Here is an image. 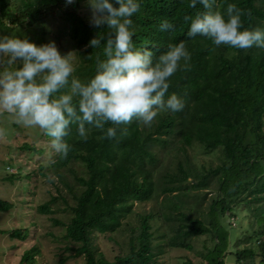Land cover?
<instances>
[{"label":"trees","instance_id":"16d2710c","mask_svg":"<svg viewBox=\"0 0 264 264\" xmlns=\"http://www.w3.org/2000/svg\"><path fill=\"white\" fill-rule=\"evenodd\" d=\"M227 2L246 10L241 17L243 27L264 28V0H218L214 10L222 12ZM87 4L88 0L67 4L65 0H0V31L41 27L45 18L57 15L67 29L59 32L72 42L71 50L61 55L69 54L73 74L87 79L95 70L99 51L92 50L88 41L98 33L104 38L109 34L106 25L94 26L89 16L79 12ZM10 6L13 16L7 11ZM201 10L198 0L195 7H189V0H141L139 11L132 16L134 47L151 48L156 55L169 41H185L189 63L170 77L168 89L183 97L181 111L160 112L150 126L136 122L119 125L117 137L112 139H100L99 131L93 128L88 139L81 140L75 126H70L64 138L70 145L65 157L52 151L49 138L38 128L32 131L35 139L21 146L36 159L37 168L24 175L27 179L39 175L42 180L34 181V187L48 175L56 177L55 182H44L54 186L57 196L36 206L35 213L54 214L58 199L65 204L72 201L63 209L68 217L64 221L52 218V222L64 227L61 243L66 244L64 250L74 252L76 264L79 260L83 264H158L166 247L192 251L191 239L208 233L213 247L205 246L199 252V264H225V255L234 249L230 248L234 237L231 232L241 227L226 225L222 219L225 214H240L235 209L239 205L247 207L250 225L244 238H238L240 247L233 260L236 264H264V48L234 49L214 45L205 37H187L184 17L191 18ZM6 17L7 24L3 21ZM164 18L173 24L172 31L159 30ZM14 127L24 130L19 123ZM122 127L128 128L123 136L119 135ZM198 155L219 164L212 168L198 162ZM168 157L170 161L165 164ZM74 164L83 168L84 175ZM19 177L17 172L3 180L11 183ZM211 184L217 185L218 199L209 206L210 221L206 224L192 214L198 207V196L189 203L183 197L188 185L204 190ZM32 190L28 191L30 196ZM151 199L155 211L134 213L135 202L145 206ZM21 201L13 204L0 198V212L17 208ZM152 222L162 223L164 230L152 226ZM125 223L128 228H124ZM31 225L0 230V234L7 231L11 238L20 240ZM137 227L139 232L134 234ZM121 228L128 229L132 236L126 244L120 243L117 254L108 260L97 249L95 235L110 238ZM166 239L170 241L163 244ZM38 253V247H32L23 253L20 263L36 264ZM66 259L60 256L55 263L65 264Z\"/></svg>","mask_w":264,"mask_h":264},{"label":"clouds","instance_id":"9594fccd","mask_svg":"<svg viewBox=\"0 0 264 264\" xmlns=\"http://www.w3.org/2000/svg\"><path fill=\"white\" fill-rule=\"evenodd\" d=\"M72 2L65 0L66 4ZM140 2L88 0L90 23L106 25L109 34L104 38L103 33H98L88 41L92 50L99 51L93 74L83 80L73 74L69 54L61 55L54 41L36 44L27 37L0 33V111L12 114L19 124L41 130L58 157L68 154L70 145L64 138L70 126H75L81 140H87L93 128L99 131L100 139H112L117 137L119 125L136 122L150 126L160 112L181 111L183 97L168 89L170 77L187 67L190 52L183 40L169 41L156 55L151 48L134 47L132 16L139 11ZM198 2L202 10L191 18L184 17L188 22L187 37H205L214 45L234 49L264 48V28L243 27L241 17L246 10L227 2L221 12L214 10L218 0ZM196 3L189 0V7ZM158 28L170 32L174 26L164 18ZM5 65L11 67H2ZM127 132L128 128L122 127L119 135ZM46 179L55 182L56 177L48 175ZM195 191L199 190L188 185L183 200L191 202ZM216 192L217 189L214 197ZM197 205L193 216L201 203ZM242 214H225L222 222L236 226L230 220Z\"/></svg>","mask_w":264,"mask_h":264},{"label":"rangeland","instance_id":"374dc122","mask_svg":"<svg viewBox=\"0 0 264 264\" xmlns=\"http://www.w3.org/2000/svg\"><path fill=\"white\" fill-rule=\"evenodd\" d=\"M7 11L11 16L14 15V10L11 6L8 7ZM79 12L90 17L91 10L89 4L81 6L79 8ZM7 19L8 18L6 17L3 20L6 24ZM62 25V21L57 15H54L45 18L41 27H30L29 29L26 27H20L8 33L3 31H0V33L17 35L18 37H27L36 44L46 43L49 40H52L55 42L58 51L63 54L71 50L72 42L69 41L68 36L64 37L62 32H59L66 29L65 26ZM2 67L10 68L9 65ZM2 113L5 112L0 111V198L13 204L17 199H23V201L19 202L17 208L13 207L9 211L0 212V230H10L15 226L25 228L30 224V222L32 225L27 233V236L20 240L17 238H11L7 231L0 234V264H27V262L20 263V259L23 253L30 250L34 246H37L39 250L38 255L34 257L36 264H56L55 261H57L60 256L67 258V262L65 264H76L77 262L72 258L74 252L64 250L66 244H64L65 242L63 241L61 243V237L65 232L64 227L56 226L52 222V218L64 221L68 217V212H63V209L71 205L72 201L65 204L61 199H58L56 204L53 205L55 210L54 214L38 215L35 213L36 206H39L40 204L43 205L44 203L50 201L52 196L56 197V190L49 182H44L47 181L46 179L43 180L38 187H34V181L38 179L42 180L37 174L31 175L29 179L24 178V175L31 173L33 169L37 168L35 157L28 154L25 149H21V146L25 142L30 143L35 139V134H33L34 132L32 131L34 129L36 130V127H26L20 124L24 130L18 131V129L16 130L14 127V123H17L15 117L10 113L4 115ZM39 138L40 136L37 137V141ZM188 151L195 152L191 149H188ZM170 158L171 157H168L165 160V164H168ZM197 161L206 162V164L212 168H215L219 164L217 160H204V158L199 155L197 156ZM11 162L13 164H10ZM4 164L9 165L2 170L1 167H3ZM74 168L81 176L84 175L82 170L83 168L80 165L74 164ZM17 172L20 176L18 178L19 180L14 179L11 183L3 180V178L10 175H16ZM213 180L216 182L215 177ZM24 185L25 189L23 188ZM216 189L217 185L211 184L208 189L192 193L193 195H198L197 202L201 203V207L195 212L194 217L204 221L206 224L210 221V218L209 220H204V217H206L209 212L208 207L212 200L218 199L217 197H214ZM29 190L33 191V195L30 196L28 193ZM162 197L163 196H159V198ZM29 206H31V208ZM156 209L157 208L154 207L153 199L147 201L145 206H138L135 202L133 207L135 214L137 212L141 213V211H155ZM235 209L240 210L243 214L240 217L231 218L230 221L234 222L237 228L241 227L242 230L231 232L234 237L230 248L234 249H229L225 255V264H236L233 260V255L238 247V238L242 239L247 234L245 229L250 213L246 210L244 205H239L235 207ZM34 223H37L38 226H34ZM171 224L173 225L174 223L171 222ZM128 225V223H125L124 228H128ZM152 226H158L161 231L164 230L162 229V223L152 222ZM138 232L139 228L137 227L134 234H137ZM95 236L94 242L97 249L103 253L106 259L112 260L117 254L116 252L120 249V243L126 244L129 237L132 236V233L128 229L125 231L121 228L117 234L111 235L110 238L101 236L100 234H96ZM211 240L212 236L210 233L201 237H193L191 239V244L193 246L192 251L178 247H166L158 264H199L202 260L199 252L203 251L205 246L212 248L213 243ZM168 241L170 240H163V244H166ZM78 264H83L82 260H79Z\"/></svg>","mask_w":264,"mask_h":264}]
</instances>
